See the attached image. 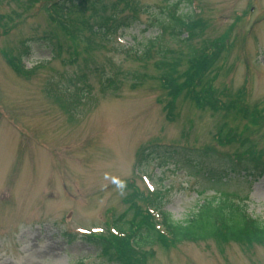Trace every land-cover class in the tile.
<instances>
[{
    "label": "rangeland",
    "instance_id": "1",
    "mask_svg": "<svg viewBox=\"0 0 264 264\" xmlns=\"http://www.w3.org/2000/svg\"><path fill=\"white\" fill-rule=\"evenodd\" d=\"M56 1L0 3V264H110L85 235L126 229L141 194L177 222L220 195L264 221V177L230 171L231 160L264 162V0L192 1L200 32L187 43L162 36L164 0H138L141 22L114 34ZM210 43L220 50L206 81L224 106L170 94V65L188 73ZM143 250L146 264H264L261 245L217 239Z\"/></svg>",
    "mask_w": 264,
    "mask_h": 264
},
{
    "label": "trees",
    "instance_id": "2",
    "mask_svg": "<svg viewBox=\"0 0 264 264\" xmlns=\"http://www.w3.org/2000/svg\"><path fill=\"white\" fill-rule=\"evenodd\" d=\"M5 1L0 0V3ZM164 1L168 3L169 10L160 13V17L153 15L152 12L149 14L153 15L162 34L164 33L162 36L170 32L172 37H177L183 43L193 40L196 33L200 32V21L188 7L194 0ZM137 3L138 0H57L52 7L65 12L95 14L100 19L96 24L99 33L114 34L121 30H129L141 22L140 13L142 15L146 11L143 8L138 12ZM183 3L188 4L186 6L190 9L189 13L180 11ZM46 39L45 42H49L55 51L54 39L52 37L49 39L48 36ZM155 42H149L142 55L143 58L150 56V47H153ZM24 48L26 51L24 55H31V45L24 44ZM219 50L217 43L207 44L199 51L193 50L188 62L189 72L181 76H175L173 73L176 72V65H170L172 74L166 73L161 78L164 87L174 96L183 93L191 95L199 106L207 103L224 106L217 103L216 93L210 82L206 81L207 73L215 69ZM106 80L108 84L112 83L111 77ZM235 107L247 111L244 101H237ZM157 152L158 150H151V156L156 155ZM177 153L165 151L163 156L172 157ZM194 154H197L196 156L201 160L209 157L208 152ZM193 164L196 165L193 166L194 169L199 168L198 160ZM230 169L233 175L242 170L249 177H264V162L237 159L231 161ZM152 200L153 202H149L148 197L141 194L140 201L143 205L138 202L132 203L135 220L126 223L119 221V227L126 226V229L119 232L120 236L110 234L109 237H89L86 240L93 244L110 264H146L152 252L144 251L143 247L155 244L170 248L184 242L217 239L225 242L258 244L264 247V221L253 217L247 205L234 197L220 195L202 199L196 209L182 222L175 221L172 215L162 208L160 198L153 197Z\"/></svg>",
    "mask_w": 264,
    "mask_h": 264
}]
</instances>
